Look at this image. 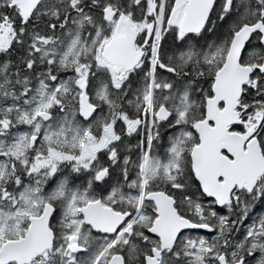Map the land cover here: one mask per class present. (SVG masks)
<instances>
[{
	"label": "snow or ice",
	"instance_id": "obj_1",
	"mask_svg": "<svg viewBox=\"0 0 264 264\" xmlns=\"http://www.w3.org/2000/svg\"><path fill=\"white\" fill-rule=\"evenodd\" d=\"M0 264H264V0H0Z\"/></svg>",
	"mask_w": 264,
	"mask_h": 264
}]
</instances>
